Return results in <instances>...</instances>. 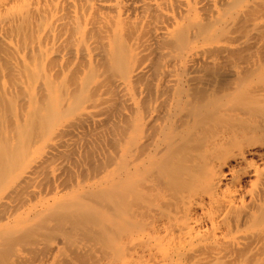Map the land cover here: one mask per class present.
Returning <instances> with one entry per match:
<instances>
[{
    "label": "bare ground",
    "instance_id": "1",
    "mask_svg": "<svg viewBox=\"0 0 264 264\" xmlns=\"http://www.w3.org/2000/svg\"><path fill=\"white\" fill-rule=\"evenodd\" d=\"M0 264H264V0H0Z\"/></svg>",
    "mask_w": 264,
    "mask_h": 264
}]
</instances>
